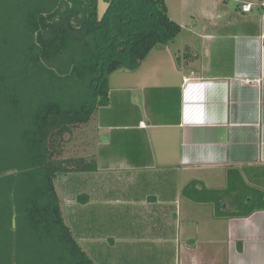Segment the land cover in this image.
<instances>
[{
  "label": "crops",
  "instance_id": "1",
  "mask_svg": "<svg viewBox=\"0 0 264 264\" xmlns=\"http://www.w3.org/2000/svg\"><path fill=\"white\" fill-rule=\"evenodd\" d=\"M182 9L175 40L112 74L109 104L66 139L67 158L96 169L60 178L63 215L86 253L116 250L117 264H264V210L226 216L235 192L220 214L184 195L192 182L264 193V0Z\"/></svg>",
  "mask_w": 264,
  "mask_h": 264
},
{
  "label": "trees",
  "instance_id": "2",
  "mask_svg": "<svg viewBox=\"0 0 264 264\" xmlns=\"http://www.w3.org/2000/svg\"><path fill=\"white\" fill-rule=\"evenodd\" d=\"M107 1L101 18L99 0H0V264H95L65 220L56 181L96 165L64 158L63 145L109 104L112 74L138 70L182 31L166 0ZM197 186L184 195L216 202L219 214L234 192L243 200L226 216L264 210V193L250 187Z\"/></svg>",
  "mask_w": 264,
  "mask_h": 264
},
{
  "label": "rangeland",
  "instance_id": "3",
  "mask_svg": "<svg viewBox=\"0 0 264 264\" xmlns=\"http://www.w3.org/2000/svg\"><path fill=\"white\" fill-rule=\"evenodd\" d=\"M169 3H170L169 7L171 9L172 18L175 19V20H179L180 23L185 22L184 19L181 17L182 14L184 13L182 8L185 9L186 7H188L191 4V0H180V2H179V0H169ZM108 6H109V2L107 0H99V16L101 18L105 15V13H106V11L108 9ZM180 14H181V16H180ZM183 17H184V14H183ZM173 43L170 44L171 47L172 48H177L178 47V42H175L174 44ZM159 47H161V46H158V48ZM63 148H64L63 149V157L64 158L72 156L75 153V151L77 150V149H75V146L73 145L72 141L69 144L67 142V140H66L65 144L63 145ZM61 183H62V180L58 179L57 182H56V186H57L58 189L60 188ZM233 204H235V202ZM228 208L231 209L232 208L231 205L228 206ZM233 208H236V206L233 205ZM93 250H95V251L91 252V255L88 252H87V254L90 256V258L94 261L95 264H117V261H119L120 258H123V255L122 254L121 255L117 254L116 250L113 251L111 249L109 251V253H104V254L101 253V251H103V250H100V248L93 249ZM36 253L34 254L35 258H36ZM126 264H128L127 261H126Z\"/></svg>",
  "mask_w": 264,
  "mask_h": 264
},
{
  "label": "built area",
  "instance_id": "4",
  "mask_svg": "<svg viewBox=\"0 0 264 264\" xmlns=\"http://www.w3.org/2000/svg\"><path fill=\"white\" fill-rule=\"evenodd\" d=\"M251 9H252V4H246L243 6L244 12H249V11H251Z\"/></svg>",
  "mask_w": 264,
  "mask_h": 264
}]
</instances>
